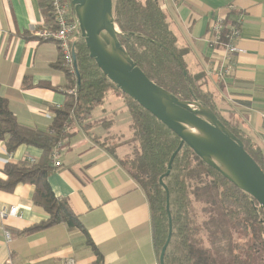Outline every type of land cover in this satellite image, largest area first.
I'll use <instances>...</instances> for the list:
<instances>
[{
  "label": "crops",
  "instance_id": "crops-1",
  "mask_svg": "<svg viewBox=\"0 0 264 264\" xmlns=\"http://www.w3.org/2000/svg\"><path fill=\"white\" fill-rule=\"evenodd\" d=\"M158 1L177 46L187 50L182 57L186 69L203 74L202 88L212 95L221 116L241 128L264 153V0ZM229 6L234 7L231 13L226 12ZM71 16L75 17L72 9ZM218 16L225 18L226 26L241 19L238 53L222 75L223 47L209 43V29ZM49 25L40 0H0V97L19 125L43 133H49L54 110L73 93L68 88L72 77L59 65L63 56L58 43L37 36ZM79 38L77 34L71 39V49ZM110 92L115 97H109ZM125 115V100L109 90L84 122L64 126L63 138L47 154L52 167L49 187L58 200L67 202L82 229L58 223L29 232L48 218L33 201L34 186L20 183L10 192L0 189V211L16 207L20 215L0 220V264H63L67 259L94 264L93 248L102 264H159L145 193L96 141L110 135L126 137L130 117L125 120ZM86 123L89 127L83 126ZM128 153L126 146H115L118 158ZM43 157L41 150L25 145L8 152L0 141V180L7 179L6 164L28 158L37 164ZM54 162L60 163L58 168Z\"/></svg>",
  "mask_w": 264,
  "mask_h": 264
},
{
  "label": "trees",
  "instance_id": "trees-1",
  "mask_svg": "<svg viewBox=\"0 0 264 264\" xmlns=\"http://www.w3.org/2000/svg\"><path fill=\"white\" fill-rule=\"evenodd\" d=\"M113 18L120 34L121 46L130 59L145 76L167 92L183 101L196 99L209 108L220 122L238 138L248 155L264 173V153L253 140L237 125L226 121L216 109L212 95L205 91L202 73L190 74L182 57L187 50L179 48L169 29L165 13L158 0H112ZM41 12L50 29L54 30V17L49 0H40ZM71 9L72 6H71ZM73 72L70 73L60 57L59 65L69 79L67 95L61 109L54 110V119L49 133L19 125L10 112L7 101L0 97V141L6 150L12 152L21 145L35 147L44 154L37 164L22 161L6 164L3 173L7 179L0 180V189L10 192L20 183L34 186L33 201L42 206L48 218L31 227L34 232L54 224L64 223L69 227L81 224L64 200H58L47 182L52 167L47 154L63 136V128L72 122L81 124L94 107L99 105L109 90L119 94L127 105L130 117L129 131L134 146L129 153L118 158L115 145L109 139L96 141L112 153L128 176L145 193L151 211L153 246L157 257L166 241L168 217L166 193L159 184V178L166 173L171 155L177 149L179 138L155 117L117 90L88 57L84 41L79 38L72 46ZM89 127V123L83 125ZM194 164V165H193ZM194 166V167H193ZM204 175L211 179L206 185V197L215 214L203 227L191 209L188 179ZM168 192L169 214L172 233L163 257V264H264V213L255 202L236 189L215 171L196 158L183 145L172 161L169 175L162 180ZM198 195V188L195 189ZM237 227L251 230L253 240L247 243L245 257L240 259L238 246L232 245L231 234ZM205 232L210 247L203 245L201 233ZM221 241H227L226 259L218 257ZM89 246L93 247L90 240ZM94 264H102V257L96 251ZM254 256V257H253Z\"/></svg>",
  "mask_w": 264,
  "mask_h": 264
},
{
  "label": "water",
  "instance_id": "water-1",
  "mask_svg": "<svg viewBox=\"0 0 264 264\" xmlns=\"http://www.w3.org/2000/svg\"><path fill=\"white\" fill-rule=\"evenodd\" d=\"M79 36L88 57L121 94L155 117L180 140L159 178L166 193L168 233L160 251L159 264L172 233L168 192L162 180L169 175L174 157L183 145L204 165L236 189L248 195L264 213V173L236 138L200 101H183L150 81L130 59L117 36L112 0H70ZM74 66L75 58L73 55Z\"/></svg>",
  "mask_w": 264,
  "mask_h": 264
},
{
  "label": "built area",
  "instance_id": "built-area-1",
  "mask_svg": "<svg viewBox=\"0 0 264 264\" xmlns=\"http://www.w3.org/2000/svg\"><path fill=\"white\" fill-rule=\"evenodd\" d=\"M51 3L53 17H54V30H42L37 36L44 41H55L58 43L59 50L63 56L64 64L70 73L73 72V54L70 48L71 39L75 35H79L78 24L75 17L71 16V3L69 0H49ZM234 10L233 6L226 8L227 13H231ZM238 19L231 25L226 26L225 18L218 16L212 23L209 33L211 39L209 43L211 45H222L223 55L221 58V68L223 73H228L233 64V58L238 53L236 42L240 36V21ZM264 118V116H263ZM62 146V143H58V147ZM53 159H57L54 154ZM30 164L34 163V160L28 158L26 160ZM59 162H54L53 167L58 168ZM7 217H20L18 208L10 207L8 210L0 211V220H5ZM5 240L10 241V236L5 233ZM7 264H10L8 261ZM63 264H75L72 259H67Z\"/></svg>",
  "mask_w": 264,
  "mask_h": 264
},
{
  "label": "rangeland",
  "instance_id": "rangeland-1",
  "mask_svg": "<svg viewBox=\"0 0 264 264\" xmlns=\"http://www.w3.org/2000/svg\"><path fill=\"white\" fill-rule=\"evenodd\" d=\"M109 97L113 98L115 96L112 92H110ZM118 104L119 103L116 102V104H112V107L115 108V106ZM126 107H127V105L125 103V114H126L125 120H126V118H129ZM127 136H129V137H127ZM110 137L113 140L111 144H113L115 146L122 144V145H124V147L126 146L127 148H130V150H132L131 148L134 146L133 144H131L132 138H131V132L130 131H129V133H127L126 137H122V136L119 137L117 135H115V136L110 135ZM110 137H107V139H109ZM123 159H125V156H123ZM210 182H211V179L208 177H205L204 175H202L200 177L192 176L188 179V184L190 186L189 190L192 192L190 195L191 209L193 210V214L197 220L196 221L197 225H201V227H203V225L205 223H208V221L212 217L215 216V214L212 212L213 207L210 204V201L206 197V193H207L206 185H208ZM196 188H198L199 197L195 196L194 191ZM236 230H237L236 233L233 231V233L231 234V237H232L231 242H232L233 246H238L236 253L240 255V259H244L245 251H246L245 249L247 247V243H251V241L253 240V237H252L253 234L251 233V230H247V229L244 230L243 228L241 229L239 227H237ZM199 237L202 238L203 245L205 247H210L208 244V239H207V235L205 232L201 233L199 235ZM217 246L220 247V252L218 254V257L226 259V257H228V255H227V241H221V244H218Z\"/></svg>",
  "mask_w": 264,
  "mask_h": 264
}]
</instances>
